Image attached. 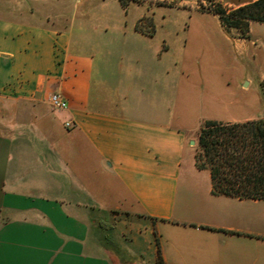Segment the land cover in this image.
Instances as JSON below:
<instances>
[{
	"label": "crops",
	"instance_id": "crops-1",
	"mask_svg": "<svg viewBox=\"0 0 264 264\" xmlns=\"http://www.w3.org/2000/svg\"><path fill=\"white\" fill-rule=\"evenodd\" d=\"M172 9L218 20L161 3L0 0V264H157L155 236L162 264H264V200L212 194L195 164L204 121L264 117L263 94L239 104L264 70L228 86L215 48L159 34L155 12ZM147 15L151 35L135 29Z\"/></svg>",
	"mask_w": 264,
	"mask_h": 264
},
{
	"label": "trees",
	"instance_id": "trees-1",
	"mask_svg": "<svg viewBox=\"0 0 264 264\" xmlns=\"http://www.w3.org/2000/svg\"><path fill=\"white\" fill-rule=\"evenodd\" d=\"M210 10L225 30L238 29L240 38H248L250 23L264 25V0L231 10L217 4ZM135 29L142 31L138 23ZM153 32L154 28L147 34ZM195 164L209 171L212 194L264 200V117L236 123L204 121L197 135ZM155 244L157 264H162L156 236Z\"/></svg>",
	"mask_w": 264,
	"mask_h": 264
},
{
	"label": "rangeland",
	"instance_id": "rangeland-1",
	"mask_svg": "<svg viewBox=\"0 0 264 264\" xmlns=\"http://www.w3.org/2000/svg\"><path fill=\"white\" fill-rule=\"evenodd\" d=\"M123 4L133 1L137 3H161L165 6L192 9L200 13L213 14L211 8L219 4L226 10L236 8L217 0H120ZM111 9V7H110ZM109 9V10H110ZM214 15V14H213ZM156 25L159 34L173 31L178 39V48H215L222 62V81L230 86L233 80L238 84L243 76H251L259 70H264V27L257 23L249 26L248 38H240L238 29L225 30L218 20L210 15L189 14L186 10L172 9L155 12ZM138 23L139 29L149 33L154 28L150 15L143 16ZM218 18V17H217ZM252 24V23H250ZM247 50L241 52L239 43ZM244 84V82H243ZM264 96V89L255 85L247 93L239 92V104L246 105L245 110L256 108L257 98ZM264 101V99L262 100ZM261 101V102H262ZM263 107L262 103L260 104ZM230 108V106H229ZM242 109L239 108V112Z\"/></svg>",
	"mask_w": 264,
	"mask_h": 264
},
{
	"label": "built area",
	"instance_id": "built-area-1",
	"mask_svg": "<svg viewBox=\"0 0 264 264\" xmlns=\"http://www.w3.org/2000/svg\"><path fill=\"white\" fill-rule=\"evenodd\" d=\"M48 103L50 107L54 110H61L67 107V103L65 102V100H63V98L56 93H53L49 96ZM65 126L70 127V123H65Z\"/></svg>",
	"mask_w": 264,
	"mask_h": 264
}]
</instances>
